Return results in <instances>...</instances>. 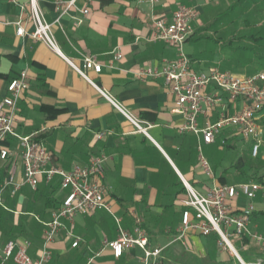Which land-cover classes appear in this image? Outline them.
Masks as SVG:
<instances>
[{
	"label": "crops",
	"instance_id": "obj_1",
	"mask_svg": "<svg viewBox=\"0 0 264 264\" xmlns=\"http://www.w3.org/2000/svg\"><path fill=\"white\" fill-rule=\"evenodd\" d=\"M134 1L93 0L88 15L79 25L74 24L73 14L64 15L59 25L52 26L59 49L55 52L42 42H34L28 35L16 34L18 22L25 30L32 29L27 11L21 8L28 0H0V97L6 95L9 80L22 70H26L29 84L17 101L16 132L42 135L41 141L52 153L55 164L64 169L75 164L85 165L94 155L106 156L103 183L111 212L101 209L76 215L72 234L67 236L61 231L48 244L51 257L45 264H142L140 247L126 249L115 258L105 245L117 236L115 218L123 228L132 231L136 217L141 218V227L150 245L164 248V264H180L171 261L168 255L182 252L200 259L210 258L208 264H233L228 254L219 249L215 235L188 234L189 250L174 236L181 221V200L186 196L183 180L200 191L214 183L252 181L229 179L227 175L231 170L219 159L221 155L219 157L217 152L224 145L237 149L239 139H245L231 129H225L212 144H202V151L204 155L207 153L212 168L216 158L220 162L218 160V166L213 169L214 178L201 172L197 167L200 140L193 133L178 131L182 119L173 112L175 97L161 78L139 80L134 77V72L143 66L161 65L163 60L176 57L175 48L163 42L148 41L153 32L150 15L163 13L170 18L178 4L186 3L154 0L150 4L148 0H138L144 3L139 9L131 6ZM38 3L46 20L53 22L56 13L52 0H38ZM120 5L124 8L120 9ZM188 5L197 7L199 18L194 23L193 35L184 44L188 46L184 53L191 58L192 68L196 71L211 66L222 69L221 59L225 55L220 53V43L214 44V53L221 54L219 59L211 57L212 53L206 55V49L201 45L203 36L198 34L202 27L201 10L198 4ZM116 47L122 55L119 59L113 58L112 51ZM83 53L96 55L102 65L98 74L86 70L88 78L109 90L136 117L148 122L147 134L135 131L134 126L74 68L73 65H81ZM216 118L217 111H214L210 119ZM203 121L200 117V123ZM9 141V146L15 148L16 141L12 138ZM11 169L21 176L18 156L12 163L0 160V183ZM224 169H227L226 174ZM39 185L50 186L52 191L34 193L35 189L23 186L15 194L4 192L5 207L0 206V260L2 249L9 240H28V254L32 259L38 257L43 247L44 223L50 220L53 209L65 193L57 184ZM259 191L253 200L255 213L264 212V186ZM247 202L239 196L234 206L241 208ZM255 213L249 224L251 229H258L261 223V215ZM18 224L21 235L7 240L1 226ZM75 239L79 240L78 244L72 246ZM249 245L256 250L254 245ZM249 245L241 250L247 253ZM249 255L251 259L254 253ZM7 264L14 263L9 260Z\"/></svg>",
	"mask_w": 264,
	"mask_h": 264
},
{
	"label": "built area",
	"instance_id": "obj_2",
	"mask_svg": "<svg viewBox=\"0 0 264 264\" xmlns=\"http://www.w3.org/2000/svg\"><path fill=\"white\" fill-rule=\"evenodd\" d=\"M93 0H52L56 13L53 22H48L38 0H28L21 6L27 11L32 29L27 31L18 22L16 34L28 35L34 42H42L49 49L58 52V45L52 26L59 25L61 17L73 14L75 25L83 22L88 15ZM150 4L154 0H148ZM81 3V4H80ZM153 32L150 42H163L177 50L176 57L163 60L161 65L143 66L134 72L139 80L161 78L164 86L175 97L173 112L181 116L178 125L180 133H193L198 137L197 167L208 178H214L213 168L202 151V144H212L216 136L225 129H231L243 139H251L250 153L256 157L264 147L262 130L258 120L264 108V71L251 75H238L229 70L211 66L207 70L196 71L192 68L191 58L182 50L183 45L194 33V23L199 18L196 6L178 4L170 18L165 14H151ZM113 58H121L119 47L113 51ZM72 64V62H70ZM73 65V64H72ZM74 68L86 78L106 98L114 108L128 120L137 132L146 133L150 124L132 114L107 89L101 88L90 80L86 70L100 73L101 63L94 54H81V65ZM26 70L9 80L6 95L0 97V160L12 163L18 156L20 173L8 170L0 183V206H4L3 194L8 191L15 194L23 186L35 189L40 183L57 184L63 190L61 202L53 209L51 218L44 223L43 247L36 259L28 254L29 241L9 240L2 249L0 264L11 260L14 264H45L51 257L48 244L61 232L72 234L73 219L78 214H90L96 210L110 211L106 200L104 185L105 161L103 154L92 156L85 165H73L64 169L53 160L52 153L35 134L20 135L15 130L17 101L28 88ZM213 87V90H209ZM217 111V118L211 121V113ZM200 117L203 123H200ZM16 141L15 148L5 143ZM11 160V161H10ZM186 196L181 200L183 210L175 240H179L186 250V236L198 233L203 236L215 235L217 245L226 252L233 264H264V225L258 229L249 228L255 211L253 200L261 186L254 181L236 184L214 183L205 191H200L183 180ZM243 196L248 200L241 208L234 206L235 200ZM117 236L106 241L113 256L119 258L124 250L138 246L143 251L142 264H162L163 247L151 246L148 236L141 227V218H135L132 231L123 228L119 219ZM78 239L72 246L78 244ZM239 244V245H237ZM252 244L256 250L249 260L243 259L240 249Z\"/></svg>",
	"mask_w": 264,
	"mask_h": 264
},
{
	"label": "rangeland",
	"instance_id": "obj_3",
	"mask_svg": "<svg viewBox=\"0 0 264 264\" xmlns=\"http://www.w3.org/2000/svg\"><path fill=\"white\" fill-rule=\"evenodd\" d=\"M182 2L186 4H198L201 10L202 21V27L198 30V34L199 36H205L206 34L212 36L210 40L202 38L201 45L205 47L206 55H211L210 53H212L211 57L214 59H219L221 54L225 55L221 59L220 65L222 69H227L238 75H248L247 71L249 70L257 71L260 69V71H264V61L261 62L257 59L258 56L264 54V43L253 42L247 37L250 33L255 34V36H264V0L252 2L246 8L243 7V2H241L227 12L224 11L228 5L234 4L236 0H182ZM143 5L144 3L138 0L131 3V6H136L139 9ZM119 7L120 9L124 8L121 5ZM215 39L217 43H220L221 54L218 52L214 53L216 51L214 46ZM187 47L183 45V51H188ZM243 47H251L252 51L242 50ZM262 113L258 124L261 127L262 140L264 142V110ZM238 143L240 146L237 149H229L219 158L231 170L227 177L236 181L249 179L250 177L246 178V176L242 175L240 169L248 170L250 176L254 174V170H257L259 174H264V147H262V151L258 153V156L253 158L250 153L251 139H239ZM206 155L207 153L205 152ZM219 159L216 158L213 169H216V166H218ZM236 165L241 167L238 169L235 167ZM262 198L264 199L263 196ZM260 221L259 231L263 227L264 218ZM249 252L255 253V249L252 247ZM240 253L243 256L245 252L240 249Z\"/></svg>",
	"mask_w": 264,
	"mask_h": 264
},
{
	"label": "trees",
	"instance_id": "obj_4",
	"mask_svg": "<svg viewBox=\"0 0 264 264\" xmlns=\"http://www.w3.org/2000/svg\"><path fill=\"white\" fill-rule=\"evenodd\" d=\"M256 1H259V0H236V2L234 4H229L228 7H227V9L224 12L230 11L238 3L243 2V7L246 8L252 2H256ZM247 37H248V39L252 40L253 42H259V43L260 42H263L264 43V36H261V35L255 36V34L250 33ZM203 38H205V39H212L211 36H209V35L203 36ZM214 42L217 43V40L215 39ZM229 44H231V42H229ZM245 49L248 50V51H252V48L251 47H248V48L247 47H243L242 48V50H245ZM257 59L260 60L261 62L264 61V54L261 55V56H258ZM258 71H260V69H258L257 71L256 70H249V71H247V74L250 75V74L256 73ZM263 110H264V108H263ZM34 138L35 139H38V140H42L41 139L42 138V135L35 134L34 135ZM9 142L10 141L8 140L5 143V145H9L10 144ZM218 145L219 144H217V146ZM228 149H229V146L228 145H226V146L224 145L221 150H218L217 151L218 154H219L218 156L220 157V155H222ZM261 151H262V148H261L260 152ZM253 158H255V157H253ZM240 172L244 176H246V178L247 177H250L249 178L250 180L258 183L260 186H264V174H259V172L257 170H254L253 171L254 174L253 175L251 174V176H250L248 170L240 169ZM223 173L226 174L227 173V169H224L223 170ZM220 181L221 182L224 181V176L223 175L220 176ZM41 190H48L49 192H51L52 191V188L50 186H43V185L40 186L39 185V186H37L35 188L34 193L40 192ZM255 214L261 215V217H260L261 219H262V217L264 218V212L259 211V212H256ZM1 229H2V232L4 231L5 237L7 238V240L8 239H15L16 237L20 236L21 233H22V230H21V227H20L19 224L18 225H15V226L14 225H2L1 226ZM250 248H252V246L249 245V248H248L247 253H244L243 256H242L243 259L248 260L250 258L249 257L250 256L249 255ZM168 257H169V259H171V261L176 262V263H180V264H208V263L211 262V259L210 258L200 259V258H198V257H196L194 255H191L188 252H182L179 255H174V254L170 253L168 255ZM162 264H164V263L162 262Z\"/></svg>",
	"mask_w": 264,
	"mask_h": 264
}]
</instances>
